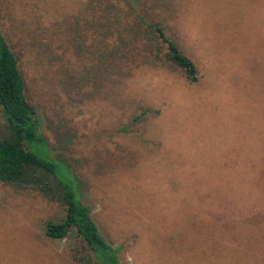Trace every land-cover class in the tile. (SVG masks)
Here are the masks:
<instances>
[{
    "label": "rangeland",
    "instance_id": "obj_1",
    "mask_svg": "<svg viewBox=\"0 0 264 264\" xmlns=\"http://www.w3.org/2000/svg\"><path fill=\"white\" fill-rule=\"evenodd\" d=\"M176 1L174 17L155 14L177 26L196 85L141 67L112 98L66 89L51 60L63 39L50 37L85 0H0V30L49 155L67 165L120 264H264V0ZM136 2L142 12L147 0ZM144 105L159 115L127 131ZM5 124L0 108V135ZM57 175L68 176L62 166ZM65 214L0 185V264L90 255L74 230L45 237L46 223Z\"/></svg>",
    "mask_w": 264,
    "mask_h": 264
},
{
    "label": "trees",
    "instance_id": "obj_2",
    "mask_svg": "<svg viewBox=\"0 0 264 264\" xmlns=\"http://www.w3.org/2000/svg\"><path fill=\"white\" fill-rule=\"evenodd\" d=\"M137 3L85 0L77 13L55 25L50 38L63 39L59 47L62 54L51 60L57 74L63 75L61 83L66 89L82 97L88 86L90 90L84 92L85 96L112 98L116 89L141 67L179 75L189 85L198 83L197 66L180 47L177 26L172 31L155 14L159 11L174 17L180 13L177 1L147 0L142 12ZM46 45L50 48L49 43ZM77 67L81 69L75 70ZM25 87L19 57L0 30V108L6 120L0 135V185L16 194L35 193L64 205L65 218L57 223L48 221L44 235L51 240H63L74 230L91 252L74 253L72 260L77 264H120L117 250L105 241L89 208L80 202L76 180L67 165L49 155ZM158 115L159 111L144 105L141 113L131 118L127 131H139ZM38 146L43 148L42 154L32 151ZM57 165L66 169V180L58 177Z\"/></svg>",
    "mask_w": 264,
    "mask_h": 264
}]
</instances>
